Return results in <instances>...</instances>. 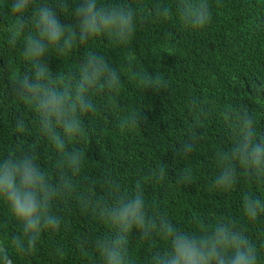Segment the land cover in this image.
<instances>
[{
    "label": "clouds",
    "instance_id": "9594fccd",
    "mask_svg": "<svg viewBox=\"0 0 264 264\" xmlns=\"http://www.w3.org/2000/svg\"><path fill=\"white\" fill-rule=\"evenodd\" d=\"M68 15L74 23L62 19ZM174 15L184 29L203 32L212 22V6L210 0H153L150 7L143 0H5L0 4V17L8 25L7 43L11 47L21 43L23 58L30 64L29 71L15 76L13 91L35 113L39 132L57 157L54 179L38 162L35 147L18 144L0 157V200L21 227L20 234L10 241L0 239V264H14L10 249L20 256L34 255L42 233L61 228L63 218L57 209L69 199L109 228L94 239L96 256L89 258L90 264H137L128 247L133 234L148 246L145 264H259L247 224L235 219L206 224L194 216L193 227L186 230L153 211L143 187L148 176L138 177L131 192L111 173L103 177V194H97L91 182L81 188L85 159L75 145L85 137L83 118L98 111L97 97L118 107L122 91L118 69L91 45L103 38L113 46L127 48L139 25L152 18L168 21ZM78 45L87 46L78 68L54 71L50 54L65 57ZM128 63L131 67L130 58ZM131 75L137 87L145 91L168 88L158 72L152 75L132 69ZM254 91L257 98H264V84ZM223 115L233 122V140L215 152L218 172L212 188L231 192L241 173L264 184V135L257 133L255 115L246 107L230 106ZM139 122L142 113L133 111L119 120V126L130 128ZM15 127L23 134L27 125L19 118ZM191 127L193 133L175 151L177 158L192 153L202 139V133L195 131L202 127L198 116ZM166 169V165L159 166L151 177L162 180ZM176 176L182 184L194 179L193 170L187 166ZM242 207L246 221L255 222L264 213V199L244 193ZM56 254L62 257L63 249L58 246Z\"/></svg>",
    "mask_w": 264,
    "mask_h": 264
},
{
    "label": "trees",
    "instance_id": "16d2710c",
    "mask_svg": "<svg viewBox=\"0 0 264 264\" xmlns=\"http://www.w3.org/2000/svg\"><path fill=\"white\" fill-rule=\"evenodd\" d=\"M143 2L150 7L153 0ZM210 3L212 22L203 32L184 29L174 15L168 21L152 18L139 25L127 48L113 46L103 38L91 45L118 69L122 91L118 107L97 97L98 111L83 118L87 125L85 137L75 145L85 159L81 188L91 182L97 194H103V177L111 173L131 192L138 177L148 176L143 187L153 211L186 230L193 227L194 216L206 224L227 219L247 224L259 264H264V213L249 223L242 207L244 193L264 199V184L241 173L229 193L211 186L218 172L215 152L230 146L233 140V122L223 115L226 108L246 107L256 117L258 135H264V98H257L254 91L264 84V0ZM62 19L74 23L70 15ZM7 29L0 17V157L7 156L18 144L35 147L38 162L54 179L55 150L40 134L35 113L13 91L15 76L29 71L30 64L23 58L21 43L8 45ZM85 47L78 45L65 57L50 54L51 67L54 71L69 67L75 70ZM132 69L152 75L158 72L168 88L154 92L137 87ZM133 111L142 113V122L121 129L119 120ZM196 116L202 127L195 131L202 133V139L192 153L177 158L175 151L193 133L191 125ZM19 118L27 125L23 134L16 131ZM161 165L167 166L165 177L152 178L151 173L158 172ZM185 166L193 170L194 179L178 183L176 173ZM57 214L63 218L61 228L57 232L44 231L34 255L20 256L10 249L14 264H90L89 258L96 256L93 241L108 232V226L82 211L72 199L62 202ZM20 232L8 205L0 200V239L10 241ZM84 241L87 243L82 244ZM58 246L63 249L62 257L56 254ZM159 246L163 248L164 242L160 241ZM128 247L137 264H145L148 246L133 234Z\"/></svg>",
    "mask_w": 264,
    "mask_h": 264
}]
</instances>
